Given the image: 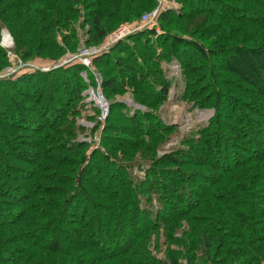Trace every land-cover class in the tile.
<instances>
[{
	"label": "trees",
	"instance_id": "16d2710c",
	"mask_svg": "<svg viewBox=\"0 0 264 264\" xmlns=\"http://www.w3.org/2000/svg\"><path fill=\"white\" fill-rule=\"evenodd\" d=\"M69 1L73 2L72 0ZM175 1L180 3L179 5L183 7L181 6L182 8L178 10L172 9L162 12L160 18H158V22L164 34L155 38L156 34L154 31L148 30L150 32L149 34L139 31L121 41L109 53H105L94 59H97L95 61L96 67L100 69L111 67V70L103 71L104 74L111 75L108 81L103 79V92L106 90L104 95L108 97V93L110 96V93L114 92V90H122L123 79L126 78V80H130L131 85L133 84L135 85L134 87L141 88L138 93L134 89L133 91L139 98L142 97L144 99L140 100L136 98L138 100H135V102L143 107V109L136 110V112L130 111L123 101H119L114 105L111 104L109 118L111 119V115L113 114L117 119H107V121L110 120L109 124H111V126H107L105 129L104 143L102 144L101 142V144L97 145L94 149L91 148L92 145H90L91 147L88 151L89 145L86 142L77 141L78 137H75L76 129L74 128L76 127L74 117H69V121L66 118L68 115L73 116L79 114L80 109L84 105L83 101L85 97L83 91L86 88V84L81 74L85 69L81 64L71 65V67H62L49 72L36 71L23 73L11 79L0 78V126L1 124L4 125L3 131L7 128L20 131H22L21 129L25 130L24 126L17 122H19L21 116L28 113L31 108H28L25 103L20 102V100L14 96L20 95L21 97L22 94H30L33 89V92H39V96L47 95L51 99L57 98L59 100L58 106H54V109H52V106L40 108L39 103L32 107L31 110H39L38 112L41 113L46 112L45 120L42 119V121L49 122L43 124L39 122V120H29V123L32 124L33 132L40 133L41 130L46 128L48 134H46L44 138L37 136V142L34 141V144L29 143L26 145V147H34L36 150L35 152L21 151V156L15 155L13 158L15 159L14 162H21L25 159V156H32L35 161H38L37 165L33 168L35 171L34 177L38 174V166H41V169L51 168L52 175H55V182L60 184L56 187L50 186V190H48L49 187L43 185L45 182H36L33 185V190H31L32 195L28 198L26 196L21 198L22 200L19 201V209L21 212L12 213L11 216L16 219L21 218L26 227L23 228L21 227L23 224H20L12 227L8 226L6 228L15 232L14 237L20 245H25L30 249L21 250L15 248L10 251V253L12 252L10 257L0 256V264H28L29 261H27L26 258L22 259L24 256L21 255V252L25 251L28 254L29 250H34L36 248L42 250L41 252L45 254L47 259L44 260L48 261L44 264H101L103 261V264H105V261L107 262L106 264H117L118 260L119 262L127 261V264H165L149 255L150 251L146 249L147 246L141 245L142 240H144V237L149 234V232L156 230L157 227H160L164 222H169L172 219H178L179 216L184 217L186 215L187 217L189 216V218H197L194 216V209L188 208L187 206L198 205V200L197 202L195 200V187L197 190L200 186L196 184V180L201 178L203 181L207 180L201 177L202 174L195 173L199 175L196 176L193 173H188L183 170L171 171L173 168L168 166H178L177 164L179 163L181 166L196 167L205 165L209 166L208 168H213L216 162L215 172H217V174L212 178L215 179V182L216 178L228 176L230 173L229 170L231 169L238 167L244 168V166L250 162L264 161V148L260 149L255 146V139L260 136L259 132L262 131H260L259 122L254 119L258 114L260 118L263 117V114L259 112L264 110V101L252 105V103L249 104L242 100L243 97L241 98V96L236 95L240 87L228 76V68L227 65H225L231 64L230 62L234 63L233 58L235 56L236 58L238 57L237 61L247 63L248 59L245 58V55L252 54L251 52L253 49L258 47L253 46L256 37H261L264 43V23H261L260 19V17H262L264 20L262 16L264 0H247V3L246 0H238L237 5L241 6V4L244 3V6L252 11L249 13L242 12L238 7H233V5L228 4L227 1L229 0H205L209 2L208 5L205 3L201 4V0ZM35 3H39V5L35 7ZM96 3L97 4L92 5V7L95 6L96 9L88 13V18L91 19V21L88 22L91 28L90 34H92L91 37H93V39H88V45L100 44L113 26L137 18L143 10L147 8L151 10L154 8L158 1L97 0ZM196 3H198V6ZM0 5L5 6L0 10L4 12L0 14V30L5 25L9 31L11 30L16 33L20 30L21 35H23L25 27L28 28V36H32V39L29 40L28 37H26V39L19 41V45L24 47V49H22L26 56H29L30 51L38 46V39L40 37H51L50 32L53 30L54 24L57 21V17L55 18L52 13L54 11L58 12L61 18L60 22L66 25V14L70 12L68 6L66 10H62L64 7L61 8L55 0H0ZM208 6L216 8L226 7L229 8L228 11L232 13H237L239 10L242 12L240 14L245 15L244 17H250V19L254 18V21L251 23L242 20L240 17L235 21L237 23L236 30L244 31L251 29L254 31L253 37L251 38L248 34H243L242 36L235 34L234 37L232 35L233 32H231L232 29L224 24L228 23L230 20H234V17L229 15L232 17L230 18L226 15L227 13L224 14L225 12L223 13L219 11V9L215 10ZM202 11L204 12L199 13ZM72 12L75 13L76 11ZM206 13H209L210 19L207 18ZM202 14L206 17L204 16L203 19L197 21L195 18ZM3 17H5L6 24L2 23L1 18ZM212 18L214 21H221V23H214V21L211 20ZM181 24L185 25L181 26ZM173 26L175 28L174 34L167 31L169 27L172 29ZM209 27H211L210 29L213 31H208L207 29ZM210 36H213V39H208ZM244 36L249 37L246 39L243 38ZM195 38L199 40L195 41ZM134 41L137 43L135 46H137L138 50L135 46L131 45V42L134 43ZM185 45L190 48H195V50L200 53L198 60H202L204 64L203 70L205 71L206 80L209 84L208 88L204 91L195 89L191 94L189 93V89L191 87H196L195 84L200 78H198V80H194L193 77L191 78L195 71H193L192 65H189V62L186 61L183 56V54H190H182L179 51L181 47ZM37 48L40 49L39 46ZM139 49L147 51L151 55V58L145 60ZM260 51L264 52V48L262 47ZM123 53L128 54L129 57L127 58L128 61L130 60L131 65H120L122 59L123 63H127L126 58L121 57ZM163 53L167 54L168 62L176 58L181 65L184 87L180 99L188 100L190 103L192 98H200V96H203L202 92H207L204 98L196 102L200 104V106H208V104L212 102L211 106L215 108L217 113L210 123L209 128L199 132L203 136L198 139L189 140L192 145L198 146L194 153H192L190 149H187L177 151L173 153L172 156L169 155L170 157L165 155L162 159H156L155 155L153 156L155 149L159 144L166 141V136L168 134L170 135L171 131L174 129L172 126L166 125L159 110L155 108V106L160 103L167 101L172 85V81L167 78L166 71L163 70L161 65L162 60L165 61ZM170 57L171 59H169ZM216 57L221 64L215 65L213 63V59ZM239 57H243V59ZM149 61L153 63L154 68L149 67ZM192 61L195 62V59H192ZM254 73L258 81H254L250 85L256 86L257 91L263 93L264 76L259 72L258 68ZM90 76L92 77V73L91 75L89 74V77ZM55 81L59 82V86H53ZM43 85L49 86L48 92L50 95L46 93L47 89H40ZM60 85L68 87V93L64 95L61 94L63 91H60ZM9 91L12 95L9 94ZM241 91L246 92L245 89ZM59 95L60 97H58ZM61 96L64 97L61 98ZM149 97L153 99L151 102L146 101V99H150ZM155 101H158V103H155ZM224 101L228 102L229 105L234 108L239 105L241 109H245L244 112L248 111L252 114L250 119L246 118L244 113V115L241 113L236 114L238 115V121L245 127L244 130L240 127H238V130H235L233 129L234 127L229 124L230 122L224 121L225 118H230L231 115H226L225 112H222ZM3 102H8L10 104L8 109L5 110L2 108ZM35 102H38V100L36 99ZM51 109L56 114V116L52 118L48 116V111ZM124 111L126 113H124ZM46 118L48 120H46ZM15 119L17 122H15ZM234 122L232 123L234 124ZM59 124L60 126L62 124L65 125L63 128L56 127ZM116 124H128V128L119 125L115 126ZM223 127L227 132L232 134L236 133V135L233 136L225 133L224 130H221ZM113 132L121 135H129L131 139L129 141L124 140V143H120L118 139L112 140L111 135ZM5 135L6 133L0 134V145L5 144L8 148H12L14 143H12V140L10 141L7 136L6 139ZM9 135L10 137H15L17 132H10ZM252 138L253 140H251ZM147 139H149L148 143ZM47 141L56 142L55 146H59L57 147L58 149H56L57 151L54 147H48L47 149L42 147L41 144H44V142L47 143ZM248 142L253 145L248 146ZM254 148L256 152L259 150L260 152L258 155L255 152V155L248 158L245 162L234 161L228 163L226 160L227 155L233 159V156H236V153L240 152H234L236 149H243L244 152L248 153L251 152V149L253 151ZM13 149L18 153L19 149L17 147ZM118 151H122L120 156L117 153ZM139 151L148 153L146 155H149L151 158L143 159H148L149 161L135 162V155H137ZM220 152L223 154L226 153L225 156L219 157ZM4 153H7V151H2L0 148V165H3V162H1L3 158L1 157ZM49 153L51 155H49ZM213 154L217 156L215 157L216 161H213V157L211 158L210 156ZM128 156L129 158H126ZM175 156H180V158L183 157L184 159L178 160ZM45 158L51 159L52 162L60 167V170L53 165L49 166L47 163L42 166L40 164L41 160ZM172 158L174 159L171 160ZM136 165L141 167L140 170L144 172L143 176L139 177L134 175V168ZM161 166H164L167 170L161 169ZM256 171L257 168L255 170L249 168L245 171H241L232 178L234 182L235 180L245 182L235 183L232 185L234 189L230 188L226 190V193L230 194L232 199H235L236 203H233V201L229 202L231 199L225 194H221L224 198L223 201L228 202V208L231 211L230 213L228 211V214L232 215V221L236 222L234 224L235 227H251V223H253V226L255 223V227H253L255 233L260 232L259 230L263 228L256 227V225L264 219H261L263 212H254L255 221H253L252 218L246 220L248 216L244 215V217L243 213L240 212L246 210L247 206V203L242 199L246 198V196L242 195L251 191L250 186H248L246 182H258L257 176L259 175ZM91 172L94 174L93 177L90 176ZM20 173H22V175L19 179L26 183V177L29 172L24 169L20 170ZM175 173L178 175H174ZM263 173L264 166L260 169L263 183L255 189V197L259 200H264ZM184 175L187 176L186 180L183 179ZM0 178L2 179V175H0ZM47 178L50 179L49 181L53 182L49 175H47ZM254 178H256L255 181L253 180ZM225 180L226 178H223L221 182ZM25 183L22 184L21 187H23V185L32 184V181L28 184ZM208 185L210 184H207L206 187ZM188 187L192 190L194 188V190L191 192L187 191L188 194H186L184 189ZM201 189H203V187H201ZM45 191L46 193H50V195L59 197L58 201L46 197L38 199L39 194H43ZM202 191L201 193L206 192L205 189ZM237 191L241 192V195H239ZM0 196H4V194L1 193ZM18 197L19 196H16V199ZM252 197L254 198V194ZM30 198H34L33 201L29 202ZM216 199L217 198H214L215 201ZM180 200L184 203L182 207H179L180 205L177 204ZM42 201L43 204L50 205L52 212L39 205ZM142 201L147 202L150 208L156 212L151 213L150 210L142 208ZM154 201L157 202V206H155ZM211 204L212 203L208 201V205L212 206ZM252 204L258 205L252 201V203L248 204L247 208L250 209ZM1 207L3 206L0 205V214L4 212V217L8 219L7 212ZM35 210L38 211L35 217L39 218V220H45V223H37L38 220L35 221L34 218L30 217L29 214L34 213ZM100 213L106 216V218H99ZM203 217L209 221L211 225L210 230L213 229V232H218V230L221 229L223 222L214 219V215H211V217ZM135 218L137 219L135 222L140 223L142 226L139 232L135 231L134 241L132 239L128 241L131 249H133L131 254H138L136 253V248L141 247L142 249H140L143 250V254L146 257L136 260L132 259V261H130L128 259L130 256L127 251L125 252V248L115 251H108L107 249V252H105L102 248L106 246V239H104V237L112 232L115 225L119 230L125 228L131 230V224L134 222ZM2 223L0 217V228L6 226ZM8 223L7 225L14 224L12 219ZM132 230L134 231L133 228ZM206 231H209V229H206ZM233 236L237 238H235L232 244H241L242 247L246 249L240 250L237 254L233 253V250H223L221 253L227 255L225 259L222 260L223 264H259L254 256V249L251 245L254 241L251 242L249 239L240 235V233L236 234L233 232ZM109 238H111V235ZM257 238L258 237L254 236L251 237V240H257ZM203 239L205 238H202L201 241L205 243L208 248L207 252H209L212 240L208 236L205 242ZM247 240L250 242V245H248ZM34 241H37L36 244H39L36 248L34 246ZM187 242H189L188 251L186 249L187 252H183L187 260L186 264H197L196 262L199 260V255L196 249H193L196 242L193 238ZM134 245L137 246L134 247ZM222 248H224V245ZM95 252L99 253V256L92 258V254ZM239 254L244 255L247 259L245 258L241 262H238V260L232 261ZM114 255H116L117 258L113 257ZM121 255L123 256L121 257ZM228 258L230 259L228 260ZM213 262L218 263L219 261L213 259Z\"/></svg>",
	"mask_w": 264,
	"mask_h": 264
},
{
	"label": "rangeland",
	"instance_id": "374dc122",
	"mask_svg": "<svg viewBox=\"0 0 264 264\" xmlns=\"http://www.w3.org/2000/svg\"><path fill=\"white\" fill-rule=\"evenodd\" d=\"M56 2H58L59 6L62 8V10H66L67 6L70 10L69 13L66 14L67 19L65 20L67 23L66 25L63 24V22H60V14L56 11H54L52 13V15L56 18L57 17V21L54 24V28L53 30L50 32V38H39L38 39V46L40 47V49H38L36 47H34L33 50L30 51L29 56H26L23 52L24 47L19 45V41L20 40H24L26 39V37H28V39H32V36H28L29 32L28 28L25 27V32H23V35H21V31L19 30V32H13V31H9V29L4 25L6 24V20L5 17L1 18L2 19V23H4L3 28L0 30V77H2L6 70H10L12 69L14 72L17 71L20 68H28L31 67L32 69H36V68H43V69H49V68H54L52 70H55L56 66H58V64L70 60L72 57H76L81 53H85L87 50L89 51L90 49H94V48H100L101 45H103V43L106 41V39L109 37H115L116 35H120V33L122 32L121 29L123 27H129V28H138L143 24V17L146 14H151L154 11L157 10V8H159L160 2H158L154 8H152L150 10V8H147L146 10H143L142 13L140 15H138L137 18L130 20L128 22H123V23H118L117 25L113 26L107 33V36L105 37V39L100 43V44H96V45H88V39L92 38V34H90L91 32V28H90V24H88L89 21H91V19L88 18V13L94 11L96 9V7H92V5L97 4L96 1L97 0H72L73 2L69 1V0H55ZM159 1V0H157ZM161 2H163L164 0H160ZM168 4L170 7L172 8H182L175 0H167ZM197 1V0H195ZM224 1V0H223ZM250 1V0H249ZM228 4L233 5V7H238V9H240V11H244L246 13H249L251 10L247 9L244 6V3L241 4V6L237 5L238 0L234 1V0H229L227 1ZM9 3V2H8ZM205 3L206 5H208V1L205 0H201V4ZM247 3V0H246ZM89 4V5H87ZM198 6V3H196ZM257 4V3H256ZM39 5V3H35V7H37ZM5 7L0 5V10ZM204 7V6H202ZM210 8H214L215 10L219 9V11L221 12H225L224 14L228 15V17H230L229 15H232V17H234V20H230L228 23H224L225 25H228L229 28L232 29L231 32H233V36L235 37L236 35H240L242 36L243 34H248L249 36H251V38L253 37V30L249 29V30H244V31H239L236 30V26L237 23L235 22L238 17L242 18V20L247 21V22H253L254 18L250 19V17H244L245 15L240 14L242 12H240L239 10L237 11V13H232L229 12V8L226 7H213V6H208ZM48 8V7H46ZM108 9V8H107ZM204 9V8H203ZM72 11H76L75 13H73ZM111 12V11H109ZM199 12V13H203ZM252 12V11H251ZM4 13L3 11H0V14ZM161 11L159 12V16L158 18H160L161 15ZM262 16L264 17V9H262ZM207 14V18H211L209 16V13ZM149 16V15H148ZM205 15H199L197 18H195L197 21L203 19ZM206 17V16H205ZM230 17V18H232ZM261 19V23H264V20L262 19V17H260ZM211 20L214 21V19L212 18ZM212 21V22H213ZM214 23H221V21H217L215 20ZM115 24V23H114ZM128 25V26H126ZM185 24H181V26H184ZM26 26V25H25ZM193 28V26H192ZM191 28V29H192ZM211 27H209L207 30L208 31H213L210 29ZM168 32L174 34L175 28L174 26L172 27V29L169 27L167 29ZM3 32H7L9 33V35L11 36V38L13 39V44L9 47V48H4L3 47ZM143 33H147L149 34L150 32L147 29L142 30ZM237 32V33H236ZM182 33V32H181ZM194 33V32H192ZM90 34V35H89ZM183 34V33H182ZM203 34V33H201ZM249 36H244L243 38H248ZM129 37V36H128ZM158 36H156L155 38H157ZM213 36L208 37L212 38ZM45 39V40H44ZM206 39V40H208ZM213 39V38H212ZM195 41L199 40L198 38L194 39ZM256 41L253 42V46H258L256 48L253 49V51L251 52L252 54H246L245 58L248 59V62H243V61H237L238 57L236 58V56L233 58L234 59V63L230 62L231 64H225L227 65L228 68V76L233 79V81L241 88L238 89L236 95L241 96V98L243 97L242 100L246 101V103H252V105L256 104V103H261L262 101H264V90L263 93H259L257 91L256 86H251L250 84L254 81H258V79L255 76L254 71L257 70V68L259 69V72L264 76V52H261L260 50L262 49V47L264 48V43L262 42L261 37L255 39ZM206 42V41H205ZM131 45L135 46L137 45V43L134 41L131 42ZM261 48H260V47ZM102 47V46H101ZM23 48V49H22ZM69 48V49H68ZM135 48L137 49V46H135ZM260 48V49H259ZM3 49V50H2ZM71 49V50H70ZM256 49V50H255ZM258 49V50H257ZM138 50V49H137ZM142 57L146 60H148V58H151L150 54L147 51H143L142 49H139ZM180 53H189L190 55L186 54L184 56V59L186 61L189 62V65H192L193 71H195L194 74H192L191 78L193 77L194 80H198V78H200L195 86L196 87H191L189 89V93L191 94L193 90H200V91H204L208 88V82L206 80V75H205V71L203 70V62L202 60L200 61V59L198 60V57L200 56V53H198L197 50H195V48H190L185 46L181 47V50H179ZM60 54V55H58ZM120 54V53H119ZM164 54V53H163ZM121 55V54H120ZM188 55V56H187ZM14 56V58H13ZM165 56V61L162 60V68L163 70L166 71L167 76H169L170 81H172V85L170 87V92H169V96L167 101L160 103L159 105L155 106V108L157 110H159V113L161 114L162 118L164 119L165 123L167 126H172L174 129L171 131L170 135L168 134L166 136V141L162 144H159L158 147L155 149V153L153 154V156L155 155L156 159H162V157H164L165 155H170L172 156L173 153H176L177 151H181V150H191L192 153L195 152V149H197L198 146L192 145L189 140L190 139H198L201 136H203L201 133V131H203L204 129L209 128L210 123L213 121L214 117L216 116V110L213 106H211L210 102L208 104V106H200V104H198L196 101H200V99L204 98V96L207 95V92H202L203 96H200V98H192L190 100V103L188 102V100H184V99H180L182 90H183V78H182V68L181 65L179 64V61L174 58L173 61H167V54H164ZM121 57L126 58L127 63H123L122 60L120 61V65H131L130 64V60L128 61V54L123 53ZM197 58V59H196ZM240 58V57H239ZM171 59V57L169 58ZM192 59H195V62L192 61ZM240 59H243V57H241ZM97 60V59H96ZM96 60H92L91 65H92V69L94 74H92V77H89L90 82L93 79V83H92V88L93 89H97V85L99 86L98 83H96L97 81L95 80V74H98L102 80V84H103V79L105 81H108L109 76L111 75H106L103 73V71H109V69L111 70V67L107 68V69H100L98 67H96ZM213 63L215 65H219L221 64L218 60V58L216 57L215 59H213ZM173 62V63H172ZM149 63V67L150 68H154L153 63L151 61L148 62ZM69 65H75V64H69ZM68 65V66H69ZM79 65V64H78ZM171 65H178L181 69V76L178 78H174L173 76H175L176 70H175V66H171ZM71 67V66H70ZM161 68V67H160ZM156 69V67H155ZM50 70V71H52ZM20 71V70H19ZM101 74H100V73ZM121 76V75H120ZM125 79V80H124ZM123 79V88L122 90H114V92L108 93V97L106 95H104V92L106 93V90L103 92L104 87L99 86L100 91H102L103 93V97H105L107 103H108V111L106 112V118L104 119L103 116H101V112L98 109H93L89 106H87L86 108V104H84L82 106V108L80 109V113L77 115H73V116H67L66 118L69 121V117L72 118L74 117V121H75V127L73 126L74 129H76V133H75V137L77 138V141L79 142H86L89 147H88V151L90 149V145H92L91 148H96L97 144L100 145L101 142L102 144L104 143V135L106 133V127L107 126H111L110 120L112 118H115V115H111V119L109 118L110 116V107L111 104H117V102H127L126 105L128 104V101L131 102V104L127 105V107L130 109V111H134L136 112V110H134V106L136 103L135 100H144L142 97H138L134 91L136 90L137 93L140 92L141 88H137L134 87L135 85H131L130 80H126V78ZM84 83L86 84V88L83 91V95H85L87 93V91L90 90V85L91 83L87 80V79H83ZM81 83L83 84V82L81 81ZM177 83V85L174 86V84ZM54 87L59 86V82L55 81L54 82ZM53 87V88H54ZM47 89L46 93L48 95L49 94V86L47 85H43L42 87H40V89ZM62 88V89H61ZM242 89H245L246 92L241 91ZM249 90V91H247ZM60 91H63V93L61 94H65L68 93L69 89L66 86H62L60 85ZM143 91V90H142ZM108 92V90H107ZM9 94L12 95V93ZM22 94V93H21ZM36 94V95H35ZM141 95V93H140ZM53 96H54V92H53ZM52 96V97H53ZM15 98L19 99L20 102H23L26 104V106L28 108H31L39 103L40 104V108L45 107V106H52V109H54V106H58V99L54 98L51 99L49 98V96H39V92L38 91H34L33 89L31 90L30 94H22V96H14ZM56 97V96H55ZM60 97V95L58 96ZM64 96H61V98ZM255 97V98H254ZM86 99L87 100L88 96L86 94ZM138 98V99H136ZM150 98V97H149ZM38 100V102H35V100ZM153 99H146V101L151 102ZM133 101V103H132ZM34 102V104H33ZM140 102V101H139ZM155 103H158V101H155ZM223 111L225 112L226 115H230V118H225L224 121L226 122H230L229 124L232 125V127H234L233 129H237L238 127H240L242 130H244V126L242 123H240L237 119L236 114L241 113V114H245L246 118L250 119L252 116V114H250V112H244L245 109H241V107H232L231 105H229L228 102L224 101L223 102ZM134 104V105H132ZM137 104V103H136ZM151 104V103H150ZM146 105V104H145ZM144 105V106H145ZM10 106V104L8 102H3L2 108H4L5 110L8 109ZM137 106L139 107L140 105L137 104ZM143 106V105H142ZM81 107V106H80ZM94 107L96 106V103L94 102ZM146 107V106H145ZM258 107V106H257ZM39 108V109H40ZM29 109V112L26 113L25 115H22L21 118L19 119V122L16 121L15 122L21 124L24 126V129L20 130H16V129H12V128H7L5 131L4 130V125L1 124L0 126V134H4L6 133L5 137L7 136L10 141L12 143H14V146L12 148H8L7 146H5V144H1L0 148L2 151H7V153H4L2 155L1 158L3 162V165H0V175H2V179L0 178V194H4V196H0V205H2L5 212H7V218L4 217L3 213L0 214L1 217V222H3V228H0V256L3 255L2 257L6 256V257H10V251L15 249V248H19L21 250H25V249H30L27 248L25 245H20L16 239H15V232L10 231L9 228H6L8 226L12 227V226H17L20 224H23L21 227H26V225H24L25 223L23 222V220L20 219H16L14 218L12 215V213H19L21 212V210L19 209V201L22 200L21 198L26 196L27 198L30 197L32 195L31 190H33V185L36 182H41L44 183L43 185L49 187L48 190H50V186L56 187L59 186L60 184H57L55 181V175H52V170L51 168H46V169H41V166H38V174L36 177L35 176V171L33 170V168L37 165L38 161L34 160V158L30 155L25 156V159L22 160L21 162H14L15 159L13 158L15 155H19L21 156V151H27V152H35L36 150L34 149V147L32 146H27V144L29 143H33L34 141L37 142V136H41L44 138V136L46 134H48V131L46 130V128L44 130H41L40 133H35L33 132V127L32 124L29 123V120H39V122H42L43 124L49 123L48 121H42V119L45 120V116H46V112L45 113H41L38 112L37 110H31ZM48 111V116L49 117H54L56 116L55 112H53V110ZM44 111V110H43ZM129 111V110H128ZM243 111V112H242ZM34 112V113H33ZM124 113H126L124 111ZM185 114L188 115L191 119V121L189 123L183 122V119L181 117V114ZM259 113H262L263 117H259L260 115L258 114V116L255 119V121H258L260 124V136L257 137L255 139L256 142V147H259L260 149L264 148V110H261ZM224 114V115H225ZM243 114V115H244ZM104 115V113H103ZM225 115V116H226ZM110 119L107 121V119ZM263 118V119H262ZM182 119V121H181ZM236 119V120H235ZM46 120H48L46 118ZM235 121V122H234ZM14 122V121H11ZM234 122V124L232 123ZM68 123V122H67ZM13 125V124H12ZM65 124H62L60 126L57 125L56 127L59 128H63ZM122 126V127H127L128 128V124H116L115 126ZM93 126V127H92ZM188 126V127H187ZM224 128V127H223ZM221 129L222 131L224 130L225 133L229 134V135H236V133H229L226 131V129ZM82 129V130H81ZM14 133L17 132V135L15 137H10V132ZM256 131V129H255ZM9 133V134H7ZM227 135V136H229ZM6 137V139H7ZM74 137V138H75ZM112 140H116L118 139L120 143H124V140L129 141L131 138L129 135H121L119 133H115L113 132L112 135ZM46 139V138H45ZM236 139V138H235ZM76 140V139H75ZM253 140V138L251 139ZM249 140V141H251ZM146 142V141H145ZM149 142V139H147V143ZM151 143V142H150ZM149 143V144H150ZM42 147L44 148H48V147H54L55 150L58 149L57 147L59 146H55L56 142H51V141H47L44 142V144H41ZM63 145V144H62ZM60 145V146H62ZM249 145H253L250 144L248 142L247 144ZM17 147L19 149L18 153L17 151H15L13 148ZM194 149V150H193ZM57 151V150H56ZM145 151V150H144ZM144 151H139V153L137 152V155H135V162L139 163L138 161L142 162V161H149L148 159H143V158H151L149 155L147 156ZM190 151V152H191ZM240 151V152H237ZM254 151V152H253ZM251 152H244L243 149H236L234 150V152H237L236 156H233V159L227 155V162H245L246 160H248V158H250L251 156L255 155L256 149L254 148ZM213 152V151H212ZM211 152V153H212ZM260 152V150L258 152H256V154L258 155V153ZM118 155L120 156V153L122 154V151H118L117 152ZM210 153V154H211ZM230 153V152H229ZM199 154V153H198ZM226 154V153H225ZM225 154H223L222 152L219 153V157L220 156H225ZM49 155H51L49 153ZM200 155V154H199ZM235 155V154H234ZM169 156V157H170ZM198 156V155H197ZM196 156V157H197ZM211 158L213 157V161H216L217 157L215 154L210 155ZM53 157V155H52ZM177 157V156H175ZM199 157V156H198ZM126 158H129L126 157ZM166 158V157H165ZM247 158V159H246ZM23 159V158H22ZM164 159V158H163ZM174 158H172L171 160H173ZM178 160L184 159L183 157L180 158L177 157ZM188 159V158H187ZM167 160V159H166ZM167 162V161H166ZM36 163V164H35ZM49 164L53 165L54 167L58 168L60 170V167L55 164L54 162H52L51 159H44L41 160V165L43 166L44 164ZM189 163V162H188ZM169 165V164H168ZM178 166L175 165H170L168 167L173 168L171 171H176V170H183L186 171L188 173H199L202 174L201 177H203L204 179H207L206 181H203L202 178L201 179H197L196 180V184H198L200 187L197 188L195 187V193H196V202L198 200V205L197 206H187L188 208H192L194 209L193 213L194 216H196L197 218H189V216L187 217H181L179 216L178 219H172L169 222H164L161 224L160 227H157L156 230L149 232V234H147L144 237V240H142V244L143 246H147V250H149L150 252V256L157 258L158 260H160V262H163L165 264H186L187 260L184 257L185 253L188 251V243L187 241H189L191 238H193L196 242V245L193 246V249H196V252L199 255V260L196 262L197 264H223L222 260L225 259V257L227 255H223L221 252L223 250L227 251V250H233V253L237 254L240 250L246 249L245 247H242L241 244H232L235 241V236H233V232H235L236 234L242 235L243 237H245L246 239H249L251 242L254 241V243H252V247L254 249V256L257 260V262L259 264H264V200L262 199H258L257 197H255V189L257 186L262 185L263 180L260 174V169H262V167L264 166V161L263 162H250L249 164H246L243 167H238L235 169H231L229 170V175L228 176H222L220 178H216V181L214 182L215 179L214 176L217 174V172H215V167L217 165V163L215 162V165L213 166V168H208L209 166H196V167H188V166H181V164H177ZM141 167H139L138 165L135 166V173L134 175L136 176H143L144 172L140 170ZM180 168V169H179ZM242 168V169H241ZM251 168L252 170H255L257 168V173L259 176H257V180L258 182L254 183L251 181V183L246 182V184L248 186H250V190L247 194H244L242 196H246V198H242L244 202L247 203V206L249 203L255 202L258 205H251L250 209L247 208L246 206V210H243L240 213H243V216L246 215L248 216V218L246 220H249L250 218L253 219V221H255V215L254 212L255 211H259V213L263 212L261 215V219L262 222H260L259 224L256 225V227H263L261 230H259L260 232H256L255 230L253 231V227H255V223L253 226V223H251V227H235V223L232 221V215L228 214L231 212L230 209L228 208V202L223 201L224 198L222 197L221 194H225L230 201H233V203H236L235 199H232L230 194L226 193L227 189H234V187L232 185H234L235 183H245L244 181H238L235 180V182L232 180L233 177H235L238 173H240L241 171H245L247 169ZM27 170L28 176L27 178V182H22L19 178L21 177L22 173H20V170ZM161 169H166L164 166H161ZM167 170V169H166ZM8 174V175H7ZM264 174V173H263ZM47 175H49L51 177V179L53 180V182L49 181L50 179L47 178ZM174 175H178L177 173H175ZM196 176H199L197 174H195ZM90 176L93 177L94 174L91 172ZM96 177V176H95ZM167 177V176H166ZM187 176L184 175V178L186 180ZM226 178L225 181L221 182V179ZM43 180V182H42ZM190 180V179H189ZM254 181L256 180V178L253 179ZM30 181H32V184L30 185H23L22 184H28L30 183ZM35 181V182H34ZM194 181V180H193ZM199 182V183H198ZM214 182V183H213ZM207 184H210L206 187ZM201 187H203V189H205L206 192H203L201 189ZM187 193L191 192L193 190L188 187L184 189ZM47 191V190H46ZM43 193V194H39L38 199L42 198V197H46L48 199H56L58 201L57 196H53L50 195V193ZM239 191V190H238ZM237 193L239 195H241V192ZM34 192V191H33ZM35 194V193H33ZM254 194V198L252 197V195ZM16 196H19L16 199ZM192 198V197H191ZM214 198H217L216 201L214 200ZM34 199V198H33ZM33 199H29L30 201H33ZM264 199V198H263ZM208 201L211 202L212 206L208 205ZM219 201V202H218ZM150 203V202H149ZM180 200L177 202V204H179V207L184 206V203ZM216 205H215V204ZM155 206H157V202L154 201ZM263 204V205H262ZM42 207H45L48 211L52 212V209L50 208L49 204H43V201L39 204ZM142 208L144 209H148L151 211V213L156 212L153 209L150 208L149 204L147 202H143L142 201ZM151 205V203H150ZM227 208V209H226ZM33 212V211H32ZM40 212V211H39ZM38 214V211L35 210L34 213H30V217L34 218L35 221H37V223L41 222V223H45V220H39V218H36L35 215ZM101 215V216H100ZM99 218H106V216L102 215L100 213ZM211 215H214V219L219 220V222H223V224L221 225V229L218 230V232H213L211 229V225L209 224V221H207L203 216H208L211 217ZM242 216V215H241ZM245 217V216H244ZM200 220H199V219ZM237 218V217H235ZM12 219V222H14L13 225H7L9 224L8 222ZM8 220V221H7ZM137 219H134V222L131 224V230L128 229H117V226L115 225V228H113L112 232L109 233V235L105 236L104 239H106V246H103L102 248L105 250V252L108 251H115V250H121L123 248H125V252L127 251L129 256L128 259L130 261H132V259H142L143 257H146L143 254V250H141L140 248H136V253L138 254H131V251L133 249H131L130 247V243H128L129 240H133L134 241V236H135V231L139 232L141 229V224L140 223H136ZM229 225V226H228ZM132 228L134 229V231L132 230ZM206 229H209V231H206ZM253 232V233H252ZM252 233V234H251ZM111 235V238H109V236ZM207 236L209 238H211V246H210V251L207 252L208 248L205 245V243H202L201 239H203V241L205 242L207 239ZM258 237L257 240H251V237ZM15 240H14V239ZM108 239V240H107ZM132 241V242H133ZM248 241V240H247ZM37 242V241H36ZM36 242L34 241V246L35 248L39 246V244H36ZM131 242V243H132ZM139 244V242H138ZM224 245V248H222V246ZM248 245H250V242L248 241ZM137 246V245H136ZM134 245V247H136ZM130 247V248H129ZM187 249V251H186ZM42 250L39 249H31L29 250L28 254L27 252L23 251L21 252V255L24 256L22 257V259H27V261H29L28 264H44L47 263L48 260H44L47 259L45 257V254H43L41 252ZM185 252V253H183ZM103 253V252H101ZM9 254V255H6ZM13 255V254H12ZM125 255V254H124ZM127 255V254H126ZM99 256V253L95 252L92 254V258H96ZM123 255H121L122 257ZM1 257V258H2ZM113 257L117 258L116 255H114ZM222 258V259H221ZM246 257L242 254L237 255L232 261L234 260H238V262H241L243 259H245ZM213 259L218 260L219 262L214 263ZM230 258H228L229 260ZM247 259V258H246ZM123 260V259H121ZM104 261L101 263L103 264ZM107 262L105 261V264ZM127 261H122V262H117V264H127ZM131 264V263H129Z\"/></svg>",
	"mask_w": 264,
	"mask_h": 264
},
{
	"label": "built area",
	"instance_id": "2783aa9c",
	"mask_svg": "<svg viewBox=\"0 0 264 264\" xmlns=\"http://www.w3.org/2000/svg\"><path fill=\"white\" fill-rule=\"evenodd\" d=\"M160 2L159 8H157L156 11H154L151 14H146L143 17V24L134 29V28H129V27H123L121 29V33L120 35H116L115 37H112L109 39V37L106 39V41L103 43V45L100 46V48H94V49H90L89 51L87 50L85 53H81L76 57H72L70 60L64 61L60 64H58V66H56L55 68H62L65 66H68L69 64H82V66L84 67L85 71L81 74L82 78L87 79L89 82V74L91 75L94 74L93 69H92V65L91 62L93 59L105 54V53H109L117 44H119L121 41H123L124 39H126L128 36L133 35L139 31H142L144 29L147 30H151L154 31V33L156 34V36H160L162 34H164V31L161 28L160 23L158 22V16H159V12H165L167 10H178V8H172L169 6L168 1L164 0L163 2H161L160 0L158 1ZM149 15V16H148ZM128 26V25H126ZM3 47L4 48H9L12 44H13V39L11 38V36L9 35V33L7 32H3ZM14 58V56H13ZM173 63V62H172ZM171 66H175V76H173L174 78H178L181 76V70L180 67L178 65H171ZM54 68H49V69H43V68H36V69H32L31 67L28 68H20L17 71H13L12 69L10 70H6L5 74L0 77V78H14L16 76H19L23 73L29 72V71H39V72H49L50 70H52ZM20 70V71H19ZM91 72V73H90ZM167 74V73H166ZM167 78L169 79L170 77L167 76ZM95 80L97 81L96 83L99 84V86L101 87L102 85V80L100 78V76L98 74H95ZM170 80V79H169ZM91 83V82H90ZM177 85V83L174 84V86ZM99 86L97 85V89H93L92 88V83L90 85V90L87 91V100H84L83 103L86 104V108L87 106L93 108V109H98L101 112V116H103V118H106V112L108 111V103L106 101V99H104L103 93L102 91H100ZM86 94L84 95V97H86ZM94 96H98V97H102L104 99L103 102V107L99 106L97 104L96 101L93 100ZM86 99V98H85ZM94 102L96 103L97 107H94ZM133 102V101H132ZM104 113V115H103ZM93 127V126H92ZM98 145V144H97Z\"/></svg>",
	"mask_w": 264,
	"mask_h": 264
},
{
	"label": "bare ground",
	"instance_id": "6f19581e",
	"mask_svg": "<svg viewBox=\"0 0 264 264\" xmlns=\"http://www.w3.org/2000/svg\"><path fill=\"white\" fill-rule=\"evenodd\" d=\"M82 65V64H81ZM103 97V96H102ZM98 97V96H94L93 97V100L94 101H96L97 102V104L99 105V106H101V107H103V102H104V99H105V97ZM128 103L129 104H131V102L130 101H128ZM181 117H182V119H183V122H186V123H189L190 121H191V119H190V117L188 116V115H185V114H181ZM182 119H181V121H182ZM192 122V121H191ZM188 127V126H187Z\"/></svg>",
	"mask_w": 264,
	"mask_h": 264
},
{
	"label": "water",
	"instance_id": "95a60500",
	"mask_svg": "<svg viewBox=\"0 0 264 264\" xmlns=\"http://www.w3.org/2000/svg\"><path fill=\"white\" fill-rule=\"evenodd\" d=\"M136 106H137V104L136 103H134ZM139 108H141L140 106H139Z\"/></svg>",
	"mask_w": 264,
	"mask_h": 264
}]
</instances>
